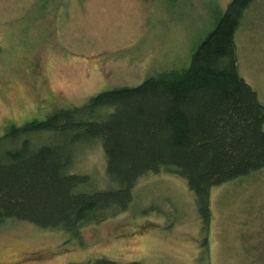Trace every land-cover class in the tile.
<instances>
[{"label":"rangeland","instance_id":"obj_1","mask_svg":"<svg viewBox=\"0 0 264 264\" xmlns=\"http://www.w3.org/2000/svg\"><path fill=\"white\" fill-rule=\"evenodd\" d=\"M231 0H0V135L190 65ZM239 74L264 104V0L236 34ZM109 110L95 115L104 119ZM7 129V130H6ZM51 134L33 139L47 143ZM88 190H117L102 143L74 146ZM126 211L70 236L13 219L0 224V264H264V169L211 191L209 228L195 193L167 171L141 177Z\"/></svg>","mask_w":264,"mask_h":264},{"label":"trees","instance_id":"obj_2","mask_svg":"<svg viewBox=\"0 0 264 264\" xmlns=\"http://www.w3.org/2000/svg\"><path fill=\"white\" fill-rule=\"evenodd\" d=\"M255 0H231L190 65L139 86L101 92L81 107L12 125L0 135V224L13 219L76 236L81 227L126 211L148 173L187 181L209 228L211 191L264 169V104L239 74L236 34ZM109 113L101 121L95 115ZM48 133L47 143L33 139ZM102 143L117 190L85 188L71 172L74 146ZM94 264H118L98 258Z\"/></svg>","mask_w":264,"mask_h":264}]
</instances>
